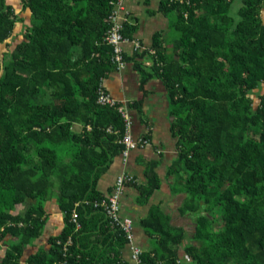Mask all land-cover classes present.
<instances>
[{"label": "trees", "instance_id": "16d2710c", "mask_svg": "<svg viewBox=\"0 0 264 264\" xmlns=\"http://www.w3.org/2000/svg\"><path fill=\"white\" fill-rule=\"evenodd\" d=\"M233 1L164 0L169 38L147 47L119 0H0V264H135L97 190L126 149L124 119L98 104L119 70L106 40L115 14L134 46L131 57L123 46L127 66L168 89L179 152L170 173L195 218L184 244V230L154 210L143 264H264V94L251 97L264 86V0H243L237 15ZM159 187L156 175L141 187L145 202ZM52 203L64 228L39 247Z\"/></svg>", "mask_w": 264, "mask_h": 264}, {"label": "crops", "instance_id": "0c3cea01", "mask_svg": "<svg viewBox=\"0 0 264 264\" xmlns=\"http://www.w3.org/2000/svg\"><path fill=\"white\" fill-rule=\"evenodd\" d=\"M12 1L14 0H8L9 4H12ZM163 1L127 0L125 3V11L121 17H128L131 24L137 27L134 38L147 47H152L157 34L163 35L165 39L169 38L170 19L160 10ZM242 6L243 0H234L232 6L234 14H237ZM17 10L21 13L23 8L19 7ZM123 46L126 54L131 57L134 51L133 43H126ZM145 65L149 67L152 64L146 62ZM142 80L143 76L136 70L134 63H130L125 69L111 72L105 79L108 92L116 100L128 104L132 137L135 140L148 139L150 145L116 157L108 171L98 181L97 190L107 198L114 192L117 177L123 174L134 177L135 183H129L124 190L121 216L133 221L136 245L144 252H150L153 249V238L145 230L143 222L154 210L168 217L173 228L184 230L186 235L184 244L194 237L195 218L192 213H183L186 196L176 187L178 177L170 173L179 152L178 138L174 137L172 131L168 89L161 79L153 78L145 84H142ZM151 165H154L153 175H147L148 167ZM155 175L160 187L145 202L141 187L149 185ZM50 213L52 220L49 224L58 229L52 235H58L64 228L63 214L54 208ZM125 257L132 261L129 248L125 252Z\"/></svg>", "mask_w": 264, "mask_h": 264}, {"label": "built area", "instance_id": "2783aa9c", "mask_svg": "<svg viewBox=\"0 0 264 264\" xmlns=\"http://www.w3.org/2000/svg\"><path fill=\"white\" fill-rule=\"evenodd\" d=\"M127 0H119L116 12L122 15V12L125 11V3ZM172 3H180V4H190L191 0H170ZM125 18V17H124ZM110 20L114 23V26L109 31L107 36V42L114 47V58L113 63L117 65L119 70L125 69L127 64L123 57V45L128 41L125 40L123 37L121 30H122V23L118 19V17L113 15ZM137 49L139 45H136ZM105 85L102 83L99 89V99L98 104L101 106H109L111 108H115L118 110L124 122L126 124V136L122 140V144L126 147L124 154L127 155L130 150L137 149L139 147H145L150 145L149 140L146 139H139L135 140L131 133V118L128 112V104L126 102L116 100L110 93L107 92ZM129 183H135V179L133 176L129 174H123L117 177L114 192L110 195L103 204H101L108 216L111 220L113 227L119 228L125 237L130 242V247L132 251V260L135 264H143L141 256L143 251L139 248L135 243V236H134V223L129 218H123L121 216V199L124 195V190ZM98 206V204H96ZM78 215L74 213L72 217V221L77 223ZM80 226L77 225V229ZM71 242V239L69 240Z\"/></svg>", "mask_w": 264, "mask_h": 264}, {"label": "rangeland", "instance_id": "374dc122", "mask_svg": "<svg viewBox=\"0 0 264 264\" xmlns=\"http://www.w3.org/2000/svg\"><path fill=\"white\" fill-rule=\"evenodd\" d=\"M8 4H9V2H8ZM233 10H234V8H233ZM235 15H237V14H235ZM262 15H263V18H264V12L262 13ZM29 19H27V21H26V23L25 24H27V25H29ZM25 30H26V25H24V27H23V32H25ZM171 37H173V38H177V35L175 34V33H173L172 34V36ZM13 44V43H12ZM3 53H5V51H3ZM7 55V54H6ZM264 94V86H262L261 88H259L258 90H256V91H254V92H252L251 93V97L253 98V100L256 102V103H258L259 101H260V98H261V96ZM49 204H47V206H48ZM28 204L27 205H24L23 207H21L20 208V211L21 212H25V210L28 208ZM50 207V210H52L53 208L54 209H58L57 207H56V205L54 204L53 206L51 205V206H49ZM51 220H52V218L50 219V222H51ZM57 228L56 227H53L51 224H48L47 225V227H46V230H45V232H44V235H43V238H41V240H39L38 241V245H39V247L40 246H44V245H46L47 244V240H48V238L50 237V236H53L52 234H55L56 232H57ZM49 235V236H48ZM18 241V240H17ZM17 241H15V242H17ZM10 245V241H7V242H5L4 244H3V250L2 251H4L5 249H7L8 247H10L9 246ZM0 259H1V257H0Z\"/></svg>", "mask_w": 264, "mask_h": 264}]
</instances>
